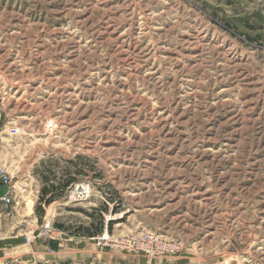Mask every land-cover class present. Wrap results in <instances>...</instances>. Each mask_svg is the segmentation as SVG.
I'll list each match as a JSON object with an SVG mask.
<instances>
[{
	"label": "rangeland",
	"instance_id": "rangeland-1",
	"mask_svg": "<svg viewBox=\"0 0 264 264\" xmlns=\"http://www.w3.org/2000/svg\"><path fill=\"white\" fill-rule=\"evenodd\" d=\"M7 125L0 264H41L46 220L154 234L147 264H264V0H0Z\"/></svg>",
	"mask_w": 264,
	"mask_h": 264
},
{
	"label": "built area",
	"instance_id": "built-area-1",
	"mask_svg": "<svg viewBox=\"0 0 264 264\" xmlns=\"http://www.w3.org/2000/svg\"><path fill=\"white\" fill-rule=\"evenodd\" d=\"M19 132L17 126L7 125L4 128L0 127V140L5 133L10 137H16ZM4 188H7V191L4 194L0 193V216L1 209L12 207L16 203L17 197L16 187L13 184L12 177L7 170L0 168V192ZM89 196L90 185L88 183L75 185L70 190V199L75 202H84ZM56 232L58 231L54 223L50 220H46L42 225V231L38 237L45 238L46 241H48L54 237ZM94 240L97 242L98 246L109 247L115 251L130 255L158 253L161 248L159 238L149 233L131 234L113 240L106 229L102 235L95 237ZM27 242H31L29 236L27 237Z\"/></svg>",
	"mask_w": 264,
	"mask_h": 264
},
{
	"label": "crops",
	"instance_id": "crops-1",
	"mask_svg": "<svg viewBox=\"0 0 264 264\" xmlns=\"http://www.w3.org/2000/svg\"><path fill=\"white\" fill-rule=\"evenodd\" d=\"M57 231L52 239L35 246V259L41 264H147L142 255L123 254L98 246L94 238L71 237L61 229Z\"/></svg>",
	"mask_w": 264,
	"mask_h": 264
},
{
	"label": "water",
	"instance_id": "water-1",
	"mask_svg": "<svg viewBox=\"0 0 264 264\" xmlns=\"http://www.w3.org/2000/svg\"><path fill=\"white\" fill-rule=\"evenodd\" d=\"M7 191V188H4L0 193L4 194Z\"/></svg>",
	"mask_w": 264,
	"mask_h": 264
}]
</instances>
